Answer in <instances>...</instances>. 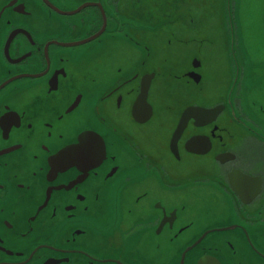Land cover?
<instances>
[{
    "label": "flooded vegetation",
    "instance_id": "1",
    "mask_svg": "<svg viewBox=\"0 0 264 264\" xmlns=\"http://www.w3.org/2000/svg\"><path fill=\"white\" fill-rule=\"evenodd\" d=\"M201 1L0 0V264H264V0Z\"/></svg>",
    "mask_w": 264,
    "mask_h": 264
},
{
    "label": "snow or ice",
    "instance_id": "2",
    "mask_svg": "<svg viewBox=\"0 0 264 264\" xmlns=\"http://www.w3.org/2000/svg\"><path fill=\"white\" fill-rule=\"evenodd\" d=\"M78 103L79 100H76L68 111L71 112ZM140 110L141 109L138 105L137 111L139 112ZM105 158L106 155L103 142L94 136L83 135L80 136L78 141L72 146L66 147V149L51 163L54 169L61 170L76 165L84 170L86 175L87 169L97 167ZM113 160H115V156H113ZM110 178L111 177L109 176L108 179ZM2 191L3 187L0 185V192ZM96 199L99 201V196H97Z\"/></svg>",
    "mask_w": 264,
    "mask_h": 264
},
{
    "label": "rangeland",
    "instance_id": "3",
    "mask_svg": "<svg viewBox=\"0 0 264 264\" xmlns=\"http://www.w3.org/2000/svg\"><path fill=\"white\" fill-rule=\"evenodd\" d=\"M180 1L183 2V0H180ZM175 2H176V4H177V3L179 2V0H175ZM259 2H262V0H256L255 2L252 3V7H253V9H259V8H258V4H259ZM191 3L199 4V5H203L201 0H192ZM249 16H250V19H251V20H254V19L257 20V10L254 11V13H252V14L249 15ZM254 17H255V18H254ZM219 24H221V22L219 21V19L212 18V19H210V20L206 23V25H205L204 27H206V28H213V27L218 26ZM251 31H255V29L252 28ZM249 32H250V30H248L247 32H244V33H245V36H246V40H248V43H247L248 46H250V47L253 46V48H256V49L261 48V45H256V44H252V43L249 42L250 40H253V39H254V34H253V32H252V34H249V35H248ZM216 75H217V76H221L222 74H221L220 71H218V72L216 73ZM213 82H214V77H213V75H209V76L207 77V84H208V86H210Z\"/></svg>",
    "mask_w": 264,
    "mask_h": 264
},
{
    "label": "water",
    "instance_id": "4",
    "mask_svg": "<svg viewBox=\"0 0 264 264\" xmlns=\"http://www.w3.org/2000/svg\"><path fill=\"white\" fill-rule=\"evenodd\" d=\"M249 4H251V0H249ZM244 19H246V17L244 18ZM247 20H248V22H251L252 20L250 19V16H248L247 17ZM245 37V33H241V38L243 39ZM196 77V75H191V77ZM151 77L152 76H149L147 79V84H146V88H144V90L146 91L147 90V88H148V85H149V83H150V79H151ZM190 111H192V110H190ZM192 112H195V111H192ZM185 115H183V119L182 120H184L185 121Z\"/></svg>",
    "mask_w": 264,
    "mask_h": 264
}]
</instances>
